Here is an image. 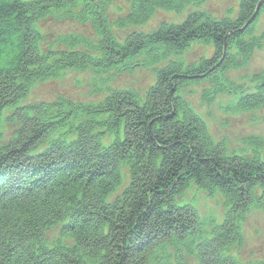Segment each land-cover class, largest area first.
<instances>
[{"label":"trees","instance_id":"16d2710c","mask_svg":"<svg viewBox=\"0 0 264 264\" xmlns=\"http://www.w3.org/2000/svg\"><path fill=\"white\" fill-rule=\"evenodd\" d=\"M129 1L117 25L135 30L117 38L97 0H0V264H264V248L238 254L247 213L264 210V137L246 136L247 149L230 151L187 98L198 86L202 102L221 98L225 113L264 110V70L254 91L230 76L264 39L255 34L264 0H240L236 18L216 17L207 0ZM158 10L188 13L178 24L136 28ZM65 17L89 22L100 39L69 30L44 53L38 26L59 28L50 20ZM193 43L211 44L213 55L185 64ZM135 67L156 71L142 98L118 88L98 104L27 101L35 82L64 70L104 77ZM192 186L222 195L223 222L185 201Z\"/></svg>","mask_w":264,"mask_h":264},{"label":"rangeland","instance_id":"374dc122","mask_svg":"<svg viewBox=\"0 0 264 264\" xmlns=\"http://www.w3.org/2000/svg\"><path fill=\"white\" fill-rule=\"evenodd\" d=\"M239 1L240 0H207L202 7L212 11L216 17L228 16L233 18L238 14ZM94 2H96V0H94ZM100 2L106 4L103 6L105 8L103 12H101V16H104L109 21L110 29L114 36L123 38L126 34L134 32L131 30L135 29H125L117 25L121 17L129 14L128 12L131 7V2L129 0H97L96 3ZM73 12H77V10ZM187 13L186 11L175 13L158 10L155 12L150 22L136 28L142 30L141 32H148L156 26H159L160 23L171 22L178 24L187 17ZM63 14L54 13L53 15L60 17ZM50 22L60 24L61 26L59 28H57V26L49 28L43 24L38 26V30L41 33L40 46H42L41 50L44 53L49 52L44 49L51 48L52 46L50 43L55 41L57 37L63 35V32L69 30H72V32L84 33L90 36L94 41L100 39L96 30L89 22L81 23L70 17H65L58 21L50 20ZM262 33H264V11L260 13L255 24V34L260 35ZM212 52L213 46L211 44L193 43L183 55V60L186 61V63L184 62L185 64H188L187 62L199 63L201 58H209ZM263 70L264 39L261 40L260 46L254 50L250 60L244 65L243 69L230 72V76L241 81L240 84L245 86L244 90L251 89L254 91L256 88L255 84H257V82L253 80L254 76ZM155 72L156 71L146 67H135L131 72L113 71L103 77L98 75L92 76L89 71L75 72L64 70L58 77L35 82L28 94L27 101L31 102L30 105H36L43 103V101H53L57 99L58 96L63 95L76 102H93L98 104L107 98L109 95L107 93L108 90H120L118 88H124L121 90H130L128 91L129 93L134 95L137 94L139 98H142L148 88L154 84L156 79ZM95 81L96 85L94 84ZM197 87L198 86L193 87V92L188 94L187 98L190 105L204 119L216 143H219L217 142L218 140L227 136V146L230 151H232L238 147L239 149H247L241 144V140L246 136L261 134V136L264 137V122L254 121V118L260 117V114L264 116V110H257L252 113H225L219 108V103H222L223 99L218 98L215 103L208 106L202 102L199 90L196 91ZM140 100L143 102L142 99ZM14 117L15 114L10 110L2 115V126L7 137L12 133V128L6 126L7 122L10 118ZM3 143H0V147ZM129 175L128 168L123 167L121 186L124 188L123 190L126 188ZM118 193H120V189L111 199H114ZM183 196L186 201L192 200V204L202 217L209 216V219L213 220L215 216L219 222L224 221V201L220 193L217 192L209 196L207 192L193 187L188 189ZM242 234L244 235V246L241 247L238 254L250 259L253 257V254L261 253L264 248V210L251 209L247 213L245 223H243L242 227ZM188 261L191 264L195 263V258L189 257Z\"/></svg>","mask_w":264,"mask_h":264},{"label":"bare ground","instance_id":"6f19581e","mask_svg":"<svg viewBox=\"0 0 264 264\" xmlns=\"http://www.w3.org/2000/svg\"><path fill=\"white\" fill-rule=\"evenodd\" d=\"M130 182H131V176L129 175V176H128V179H127V185H126V188L130 185Z\"/></svg>","mask_w":264,"mask_h":264}]
</instances>
